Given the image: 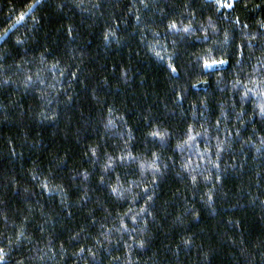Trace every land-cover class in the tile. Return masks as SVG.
Here are the masks:
<instances>
[{"label": "trees", "instance_id": "obj_1", "mask_svg": "<svg viewBox=\"0 0 264 264\" xmlns=\"http://www.w3.org/2000/svg\"><path fill=\"white\" fill-rule=\"evenodd\" d=\"M262 25L264 0H0V264H264Z\"/></svg>", "mask_w": 264, "mask_h": 264}, {"label": "snow or ice", "instance_id": "obj_2", "mask_svg": "<svg viewBox=\"0 0 264 264\" xmlns=\"http://www.w3.org/2000/svg\"><path fill=\"white\" fill-rule=\"evenodd\" d=\"M216 3L218 5V10H219V7H226V8H231L232 7V0H216ZM28 7H31V5H28ZM18 19H23V14H21V16L18 17ZM176 27H177V25H176L175 22H171L169 24V28H171V29H175ZM262 27H264V25H262ZM185 30H187V26L185 27ZM225 62L226 61L224 59H203L202 67L204 69H212L213 66L222 65ZM169 67H170L171 71H173V72L177 71L175 66L169 65ZM28 79H31V77H28ZM260 112H261V114H264V105L260 106ZM149 135L154 136V137L163 138L165 133L160 132V131H153V132L149 133ZM187 139L191 140L192 136L189 135ZM217 150H219V144L217 145ZM153 161L154 162L149 164L148 167H150V168H155L156 167L155 154L153 155ZM108 166H111V158H109V163H108V165H106V167H108ZM144 167H145V165L143 163H141V169H143ZM184 167L187 168V164L184 165ZM85 175H86V173H85ZM192 179H193V181H195L196 177L193 176ZM219 179H220V177L217 176V180H219ZM44 188H45V190H47V185L46 184L44 185ZM111 191H112L113 194H118V188L117 187H112ZM211 198H212L211 195H209V199H211ZM122 226H123V221H122ZM185 243H187V241H185ZM2 259H3V250L0 249V260H2Z\"/></svg>", "mask_w": 264, "mask_h": 264}]
</instances>
